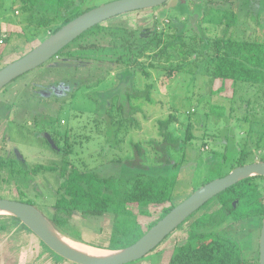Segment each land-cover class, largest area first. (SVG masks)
Segmentation results:
<instances>
[{
	"label": "rangeland",
	"instance_id": "rangeland-1",
	"mask_svg": "<svg viewBox=\"0 0 264 264\" xmlns=\"http://www.w3.org/2000/svg\"><path fill=\"white\" fill-rule=\"evenodd\" d=\"M110 1L114 0H76L69 12L94 8ZM175 1L168 0L165 6L122 14L101 25L110 27V30L118 25L139 30L165 26L176 17L182 23L177 27L181 33L198 35L202 30L210 38L264 41V0H180L179 4ZM1 4L0 23L7 22V25L5 31L0 30V67L36 46L41 38L50 36L45 35L46 32L57 25L53 21L50 27L39 32L31 28L24 31L25 25L19 22L21 16L13 13L15 1L2 0ZM30 33L36 38L27 42L24 37ZM106 33L109 30L104 31ZM17 34L24 37H17ZM94 37L88 36L85 40ZM105 48L107 51L82 52L77 50L75 43L68 50L69 54L64 52L53 57L0 90V157L24 161L29 171L35 165L59 166L64 156L47 144L43 133H48L57 140V147L69 149L66 158L81 171L90 170L101 177L121 179L137 172L153 176L174 175L172 201L176 206L196 189L232 170H229V164L236 153L229 149L238 152L242 148L241 140L248 137L246 130H250V122L237 123L244 114L242 107L247 105L250 115L261 119L252 131H263L264 86L211 80L183 72L166 77L164 71L149 67L144 58L140 59L144 61L141 63H144L145 72H142L139 65L132 68L111 62L107 57L112 52L106 45ZM119 53H123L122 49ZM60 63L68 66H59ZM147 85H151L149 94L154 103L140 104V100H133L135 103L131 104L139 107L129 113L124 100L125 90L130 87L143 92ZM212 107L218 109L212 112ZM221 109L226 121L215 114ZM169 116L174 120L167 129L180 139L175 149L163 148L159 131L158 122ZM251 139L252 136L246 146L252 150L255 162H259L264 149L257 150ZM135 146L139 147L141 156L135 155ZM3 177L8 180L0 181L2 198L30 200L46 216L53 212L52 203L58 196L56 191L61 182L58 172L33 175L30 171L25 180H17L22 192L16 187L15 179ZM255 182L264 194V179L258 178ZM217 207L218 202L214 200L200 214L210 213ZM160 211L159 206L153 208L147 223L155 220ZM190 222L181 224L156 249L129 264H168L173 244L185 241ZM260 225V220L253 217L239 222L227 221L220 229L237 239L243 257L254 264L258 256ZM10 228L15 243L18 239V243L28 244L21 231H16L13 226ZM66 229L71 237H80L82 241L65 238L86 246H90L86 242L106 246L111 234L109 218L85 220L78 213L71 217ZM24 231L33 241H39L26 227ZM1 235L7 234L2 232ZM35 248L31 249L32 253L29 247L23 251L28 250L26 253L31 257L35 258L37 254L38 259L46 261L49 252L57 256L48 248L49 252L44 250L43 253Z\"/></svg>",
	"mask_w": 264,
	"mask_h": 264
},
{
	"label": "trees",
	"instance_id": "trees-1",
	"mask_svg": "<svg viewBox=\"0 0 264 264\" xmlns=\"http://www.w3.org/2000/svg\"><path fill=\"white\" fill-rule=\"evenodd\" d=\"M14 1L16 7L13 13L16 15L19 13L21 16L19 22L25 25L24 31L31 28L39 32L43 28L50 27L53 21L57 23L49 28L45 35L54 34L68 22L91 9L69 12L70 7L76 4V0H68L66 6L65 0ZM179 1L175 2L179 4ZM1 3L2 0H0V9ZM166 4L164 3L163 6ZM101 24L85 31L55 57L64 52L69 54L68 50L75 43H77V50L82 52L107 51L106 45L110 53L112 52V55L107 57L108 60L132 68L139 65L142 72H145L144 63H141L144 61L140 59L144 58L148 61L149 67L164 71L166 77L183 72L199 74L211 80H231L248 86H264V41L230 37L210 38L202 30L198 32V35L189 32L181 33L177 27L182 23L176 17H173L170 24L165 26L145 27L139 30H129L119 25L110 30V27H104ZM106 30H109V33L104 34ZM99 34L103 36L97 38ZM16 36L24 37L20 34ZM88 36L96 37L85 40ZM109 36L116 37L117 40L110 39ZM35 38V35L30 33L29 36L24 37V40L32 42ZM119 49H122V54L119 53ZM25 53L22 52L19 57ZM150 89L151 85H147L143 92L134 91L130 87L125 90L124 100L128 104L129 113L139 107V105L135 107L131 104L135 101L140 100V104L154 103L149 94ZM216 109L218 108L212 107L211 111L214 112ZM242 109L243 117L237 123L250 122V130H246L248 137L241 140L242 148L238 152L230 147L229 150L236 153V156L229 164V170L255 162L252 150L246 146L250 136L257 150L264 149V129L260 133L252 131V127L257 126V121L261 119H257L254 114L250 115L247 105ZM215 114L218 118L223 117L224 121L227 120L223 109ZM173 118L169 116L158 122L164 149H175L180 144V139L174 137L167 129ZM53 140L58 145L57 140L55 138ZM134 151L136 156H141L138 146L134 147ZM59 152L64 156L61 165H35L30 171L33 175L40 172H58L61 178L56 191L58 196L52 203L53 212L45 216L64 235H71L66 227L75 213L80 214L85 220L101 221L107 217L111 225L108 244L106 246L90 242L86 244L112 251L123 249L137 241L174 207L172 201V190L176 181L174 175L153 176L137 172L125 179L101 177L93 171H81L71 165L66 158L69 149L63 148ZM223 160L226 161V155L223 156ZM258 161L264 162V154ZM30 171L24 161L0 157V181L6 180L3 175L8 176L9 179H15L16 187L20 192L22 188L17 180L19 178L25 180ZM258 178L264 179L260 176H251L237 182L190 215L182 223L183 225L191 220L185 241L173 245L168 264H251L243 257L237 239L227 235L226 231L220 227L227 221L239 222L253 217L259 219L261 224L264 215V194L260 192L255 182ZM214 200L218 202V207L210 213L200 214V211ZM21 202L32 204L30 200H21ZM158 206L161 210L158 217L147 223V220L151 218V210ZM3 229L4 226L0 225V230ZM74 238L81 240L80 237ZM254 264H258V256Z\"/></svg>",
	"mask_w": 264,
	"mask_h": 264
},
{
	"label": "water",
	"instance_id": "water-1",
	"mask_svg": "<svg viewBox=\"0 0 264 264\" xmlns=\"http://www.w3.org/2000/svg\"><path fill=\"white\" fill-rule=\"evenodd\" d=\"M168 0H114L91 8L43 39L30 51L0 68V90L8 83L49 61L64 47L88 29L111 18L129 12L152 9ZM59 66H68L60 63ZM51 147H55L48 134H44ZM251 176L264 178V162H253L233 168L226 175L216 178L193 191L186 199L174 206L137 241L128 247L112 252L106 257H95L80 253L64 245L53 233L64 235L32 204L0 198V215L17 219L31 231L40 242L58 257L72 264H129L156 249L190 215L200 209L219 193L237 182ZM51 229V230H50ZM69 238V237H68ZM93 247V246H92ZM100 249V248H99ZM106 250V249H104ZM258 264H264V215L258 239Z\"/></svg>",
	"mask_w": 264,
	"mask_h": 264
},
{
	"label": "crops",
	"instance_id": "crops-1",
	"mask_svg": "<svg viewBox=\"0 0 264 264\" xmlns=\"http://www.w3.org/2000/svg\"><path fill=\"white\" fill-rule=\"evenodd\" d=\"M6 25H7V22L0 23V30L5 31ZM0 225L4 226V229L0 230V264H71V263H68L66 260L61 261L60 257H57L51 254L47 250V247L42 242L40 241L37 242V240L33 241L31 237H28L27 234L25 233L26 230L24 231L23 225L17 219L11 216H1ZM10 226L15 227L16 231H21L22 235L27 238L28 244L27 243L20 244L18 243V239H17V243H15L14 239L12 238L14 233L12 232L11 228L8 229V227ZM180 229H182V227H180ZM2 232H5L7 235H1ZM21 237H20V242H23L21 240ZM67 237L76 240V238L71 237L69 234H67ZM76 241L81 242L82 239L76 240ZM33 244L34 246H32ZM28 247L30 248L29 252L31 253H32L31 249L33 247L38 248L39 252L41 253H43L44 250H47L50 254V257L47 259V261L44 259L42 260L38 259L37 254L35 255V258L33 256L31 257V254L26 253L28 252V250L26 252L23 251V249H26ZM151 264H153V262H151ZM157 264L159 263L157 262Z\"/></svg>",
	"mask_w": 264,
	"mask_h": 264
},
{
	"label": "bare ground",
	"instance_id": "bare-ground-1",
	"mask_svg": "<svg viewBox=\"0 0 264 264\" xmlns=\"http://www.w3.org/2000/svg\"><path fill=\"white\" fill-rule=\"evenodd\" d=\"M0 213H2V212H0ZM51 232L64 245H66V246L70 247L71 249L76 250V251H78L80 253L87 254V255H90V256H95V257H106V256H109V255L112 254V252H110L108 250L103 251V250H100V249L95 248V247L91 248L90 246H86V245H83V244H80V243H74V241L69 240V239L65 238L64 236H62V235H58L52 230H51Z\"/></svg>",
	"mask_w": 264,
	"mask_h": 264
},
{
	"label": "flooded vegetation",
	"instance_id": "flooded-vegetation-1",
	"mask_svg": "<svg viewBox=\"0 0 264 264\" xmlns=\"http://www.w3.org/2000/svg\"><path fill=\"white\" fill-rule=\"evenodd\" d=\"M44 134H48V133H43V137H44ZM48 135H49V134H48ZM49 137H50L51 141L53 142V144H54V146H55L54 148L52 147V149H55V150L59 151V150H60V147H57L55 141L53 140V138H52L50 135H49ZM44 139H45V141L47 142V144L50 145L45 137H44ZM50 146H51V145H50Z\"/></svg>",
	"mask_w": 264,
	"mask_h": 264
}]
</instances>
